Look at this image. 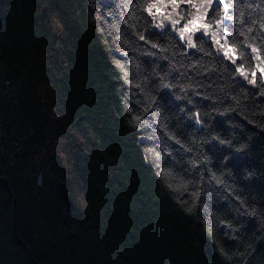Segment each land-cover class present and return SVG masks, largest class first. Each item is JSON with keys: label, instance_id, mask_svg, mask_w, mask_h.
<instances>
[{"label": "trees", "instance_id": "trees-1", "mask_svg": "<svg viewBox=\"0 0 264 264\" xmlns=\"http://www.w3.org/2000/svg\"><path fill=\"white\" fill-rule=\"evenodd\" d=\"M153 2L0 0V177L38 264H264V0ZM198 14L235 63L180 40ZM12 204L0 264H35Z\"/></svg>", "mask_w": 264, "mask_h": 264}, {"label": "snow or ice", "instance_id": "snow-or-ice-1", "mask_svg": "<svg viewBox=\"0 0 264 264\" xmlns=\"http://www.w3.org/2000/svg\"><path fill=\"white\" fill-rule=\"evenodd\" d=\"M193 8L197 9V12L200 11V6L195 3V0H188ZM212 0H208V3L211 4ZM217 4H219V0H217ZM171 5L173 8L178 7V0H154L152 4L149 5L147 11L149 14L152 13V9L155 8L159 11L160 8H167ZM177 23V21H173V24ZM210 24L205 21L203 14L194 15L191 19L187 20L186 23L183 24L182 27L179 28V38L184 41L188 47L194 48L195 44L193 43V37L196 33H200V36H204L209 34ZM215 37V33L212 34ZM214 42L219 46L222 50V56L232 63L236 62L235 53L236 49L227 45L226 40L224 43H221L219 40H215ZM253 52L256 51L255 48L252 49ZM259 71L264 74V66L258 65ZM240 72V74L247 79L248 74L245 72L243 68L236 69ZM253 79L249 81L255 85V72L252 73Z\"/></svg>", "mask_w": 264, "mask_h": 264}, {"label": "water", "instance_id": "water-1", "mask_svg": "<svg viewBox=\"0 0 264 264\" xmlns=\"http://www.w3.org/2000/svg\"><path fill=\"white\" fill-rule=\"evenodd\" d=\"M0 183H2L6 188L7 190L9 191V193L11 194L12 196V200H13V204H12V226H13V231H14V234H15V237L18 239V241L22 244V246L25 248V250L27 251V253L29 254V256L32 258L33 262L35 264H38L32 257V254L29 250V248L27 247V245L19 238L18 236V233H17V227H16V204H15V195L11 189V187L9 186V184L0 177ZM60 187H61V191H62V194H63V197L67 203V208L68 210H70L72 208V200H71V197H70V194L67 190V187L64 183H61L60 184Z\"/></svg>", "mask_w": 264, "mask_h": 264}, {"label": "rangeland", "instance_id": "rangeland-1", "mask_svg": "<svg viewBox=\"0 0 264 264\" xmlns=\"http://www.w3.org/2000/svg\"><path fill=\"white\" fill-rule=\"evenodd\" d=\"M167 8H171L176 14H178V10H177L176 7L173 8L171 5H169ZM162 12H163V11H160L161 14H162ZM169 16H170V15H168V16H166V17H169ZM180 17H181L182 19L184 18L183 15H180ZM169 18H170V17H169ZM178 20H179V19H177V23H175V24H177V25L180 23ZM171 21H172L171 23H173L174 20H171ZM217 32H219V31H216V33H217ZM213 33H214V30H210V29H209V34L204 35V36H206V37L209 38V39L211 38V39H213V40H214V39H215V40H219V41H221V43H224V42H225V40H226L225 36H224V39H223V38L220 36L221 34H220V35H219V34L217 35V34L215 33V37H213V35H212ZM197 34H200V33H196L195 35H197ZM226 43H227V42H226ZM227 45H228V44H227ZM218 48H219V46H218ZM219 50H220V52H221V54H222V50H221L220 48H219ZM236 55H237V54L235 53V58H236ZM229 61H230V60H229ZM259 65H260V64H259ZM257 71H259L258 67H257ZM259 72H260V71H259ZM263 75H264V74H263Z\"/></svg>", "mask_w": 264, "mask_h": 264}]
</instances>
